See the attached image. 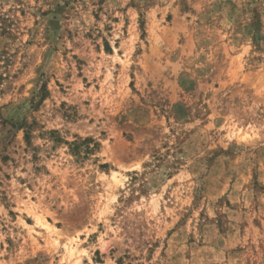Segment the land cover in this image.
<instances>
[{
	"label": "rangeland",
	"instance_id": "obj_1",
	"mask_svg": "<svg viewBox=\"0 0 264 264\" xmlns=\"http://www.w3.org/2000/svg\"><path fill=\"white\" fill-rule=\"evenodd\" d=\"M0 264H264V0H0Z\"/></svg>",
	"mask_w": 264,
	"mask_h": 264
}]
</instances>
